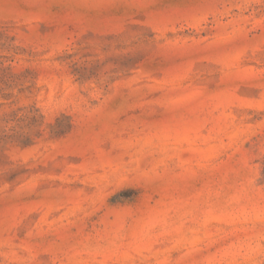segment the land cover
<instances>
[{"label": "rangeland", "instance_id": "rangeland-1", "mask_svg": "<svg viewBox=\"0 0 264 264\" xmlns=\"http://www.w3.org/2000/svg\"><path fill=\"white\" fill-rule=\"evenodd\" d=\"M0 264H264V0H0Z\"/></svg>", "mask_w": 264, "mask_h": 264}]
</instances>
